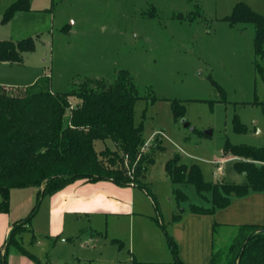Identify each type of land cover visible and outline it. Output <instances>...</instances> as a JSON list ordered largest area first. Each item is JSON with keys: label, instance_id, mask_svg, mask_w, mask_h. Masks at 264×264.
Listing matches in <instances>:
<instances>
[{"label": "rangeland", "instance_id": "obj_1", "mask_svg": "<svg viewBox=\"0 0 264 264\" xmlns=\"http://www.w3.org/2000/svg\"><path fill=\"white\" fill-rule=\"evenodd\" d=\"M15 1L0 0V39L31 37L35 47L21 63L0 61L1 88L20 90L49 76L51 89L65 92L88 78L113 81L126 70L137 88L134 120L143 127L142 152L153 160L142 178L146 188H135L133 228L121 217L116 234L103 220L101 227L88 224L50 238L41 233L48 221L41 199L31 223L36 240L32 232L22 233L27 252L10 247L8 264L14 254L33 264H123L132 261L130 248L136 259L152 263L155 256L142 254L139 243L143 233L153 234L154 224L174 240L179 256V245L186 246L185 234L183 242L177 236L179 223L192 205L211 208L212 195L191 183L175 184L166 162L178 153L182 162L197 163L207 181L243 183L246 175L236 169L235 157L223 154L226 142L264 147V57L255 54L254 24L226 18L238 1L264 15V0H31L28 9L8 18ZM174 105L183 107L182 116L175 117ZM105 143L115 147L109 139ZM95 147L101 150L104 141L96 140ZM176 188L185 201H178ZM14 201L19 207L22 199ZM215 223L217 249L229 243L236 227ZM19 258L15 264L22 263Z\"/></svg>", "mask_w": 264, "mask_h": 264}, {"label": "trees", "instance_id": "obj_2", "mask_svg": "<svg viewBox=\"0 0 264 264\" xmlns=\"http://www.w3.org/2000/svg\"><path fill=\"white\" fill-rule=\"evenodd\" d=\"M30 1L16 0L8 8L7 17L28 9ZM226 18L231 23L254 24L255 54L263 58L264 15L238 1ZM34 47L31 37L18 42L0 39V61L21 63L23 53ZM259 70L263 72L261 65ZM1 87L0 212L10 208L11 189L28 186L38 189L34 206L27 216L12 224L0 253V264H8L10 247L27 252L21 244L22 233L30 231L32 240H36L32 217L44 196L78 179L105 178L122 185L133 183L146 188L142 178L153 157L142 152L143 127L134 120L137 88L126 70H119L113 81L88 78L65 92L53 91L49 76L39 77L20 90ZM71 97L78 100L75 106ZM182 108L174 105L176 118L183 115ZM107 139L114 143V148L105 143ZM96 140L104 141L101 150L96 149ZM223 154L235 157V167L246 175V182L207 181L197 163L182 162L178 153L166 162V171L175 184L191 183L200 194L211 193L212 207L192 205V212L209 214L226 207L232 196L242 197L251 191L264 190V147L227 141ZM175 190L179 202L187 199L180 188ZM180 216L177 214L176 220ZM167 239L175 259L161 264H187L177 255L174 240L170 236ZM115 241L123 244L119 239ZM123 264L152 263L133 258ZM208 264H264V225H240L229 243L215 248Z\"/></svg>", "mask_w": 264, "mask_h": 264}, {"label": "crops", "instance_id": "obj_3", "mask_svg": "<svg viewBox=\"0 0 264 264\" xmlns=\"http://www.w3.org/2000/svg\"><path fill=\"white\" fill-rule=\"evenodd\" d=\"M137 185L133 183L122 185L105 178L75 180L60 190L43 197V200L46 199L47 201L48 221L46 226L41 228V233L50 238L60 237L64 234L73 235V232L86 228L88 224L93 228L101 227V223L98 222L104 220L107 222V227L111 225L116 234V227L121 224V217H125V222H128L129 226L133 228L137 215L135 214L136 204L134 201ZM37 190L33 186L11 189L10 208L7 212H0V253L4 249L12 224L16 220L24 218L34 206ZM16 198L22 199L19 207L14 206V199ZM142 214H145L144 211ZM215 222L235 226L234 235L242 224L264 225V190L251 191L242 197L232 196L230 203L226 207L218 208L214 214L192 212L184 218L179 223L182 231L178 233L180 235H177L181 242L184 239L183 235L186 236L184 239L186 246L183 247L185 243H181L178 248L179 258L183 262L187 264L210 263L212 253L216 248ZM175 227L177 225H174ZM99 230L102 229L99 228ZM151 232L153 234L143 233V240L139 243L142 254L155 256L157 261H151L152 264L173 261L172 257L175 258V255L168 239L162 236L156 224L152 226ZM130 239L131 247L134 248L131 232ZM130 251L132 256L134 255L133 258L136 259L131 248ZM18 257H20L21 264H33L26 257L15 254L11 257L10 264H15Z\"/></svg>", "mask_w": 264, "mask_h": 264}, {"label": "built area", "instance_id": "obj_4", "mask_svg": "<svg viewBox=\"0 0 264 264\" xmlns=\"http://www.w3.org/2000/svg\"><path fill=\"white\" fill-rule=\"evenodd\" d=\"M144 146V145H143ZM221 162L223 161V160H220ZM218 170H219V172L220 173H224V169H223V165L222 164H220L219 166H218Z\"/></svg>", "mask_w": 264, "mask_h": 264}]
</instances>
